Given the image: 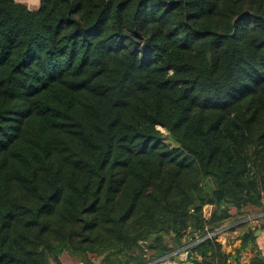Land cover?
<instances>
[{"label": "trees", "instance_id": "16d2710c", "mask_svg": "<svg viewBox=\"0 0 264 264\" xmlns=\"http://www.w3.org/2000/svg\"><path fill=\"white\" fill-rule=\"evenodd\" d=\"M263 198L264 0H0V264H225Z\"/></svg>", "mask_w": 264, "mask_h": 264}, {"label": "crops", "instance_id": "0c3cea01", "mask_svg": "<svg viewBox=\"0 0 264 264\" xmlns=\"http://www.w3.org/2000/svg\"><path fill=\"white\" fill-rule=\"evenodd\" d=\"M264 220V219H263ZM258 225H257V224ZM264 223V221H253L251 224H256L255 227H251L249 225H244L245 227L244 231L240 235V237L237 238V240L234 242L233 249H229L230 244L227 243L226 237H222V239H219L216 241L221 246V252L228 256L226 259L225 264H250L251 261L257 257L260 262H262V259L264 257V229H260L259 226ZM228 227H225L224 229H221L219 232L227 230ZM248 229L255 230L254 237H255V244L256 247H249L247 248L243 253L236 256L235 250L240 246V239L243 237V235L248 231ZM238 230L234 229L233 234H235ZM215 236V234L213 235Z\"/></svg>", "mask_w": 264, "mask_h": 264}, {"label": "rangeland", "instance_id": "374dc122", "mask_svg": "<svg viewBox=\"0 0 264 264\" xmlns=\"http://www.w3.org/2000/svg\"><path fill=\"white\" fill-rule=\"evenodd\" d=\"M17 3H21L24 4L29 10H35L38 7V0H14ZM231 213H234L235 211L233 209H230ZM259 215V214H257ZM257 215H255V213H252L249 215V217L247 219L244 220L243 223H234L233 222H228L224 227H222L221 229H224L225 227H228L227 230L221 231L219 232L221 229H219L217 232H215V237L217 239V241L219 239H222V237H226L227 243L230 244L229 249H233V245L234 242L237 240L238 237H240V235L242 234V232L244 231L245 227H243L244 225H249L251 227H255L256 224H251L253 221H255V217H257ZM264 218V217H263ZM261 221H264L262 219H260ZM258 225V224H257ZM236 229L238 230L235 234H233V230ZM174 258L172 261H165V259H162V261H159L160 264H190L188 262H186V255L184 252H176L174 253ZM173 255V254H172ZM60 260L62 262V264H76L74 262L73 259L70 258V256L67 253H63L60 257ZM178 260V261H177ZM165 261V262H163Z\"/></svg>", "mask_w": 264, "mask_h": 264}, {"label": "built area", "instance_id": "2783aa9c", "mask_svg": "<svg viewBox=\"0 0 264 264\" xmlns=\"http://www.w3.org/2000/svg\"><path fill=\"white\" fill-rule=\"evenodd\" d=\"M261 204L264 205V198L261 200ZM262 216H264V214L260 215L259 217H262ZM208 237H210V235ZM185 250H186V248H184L180 252H185ZM260 264H264V257H263L262 262Z\"/></svg>", "mask_w": 264, "mask_h": 264}, {"label": "water", "instance_id": "95a60500", "mask_svg": "<svg viewBox=\"0 0 264 264\" xmlns=\"http://www.w3.org/2000/svg\"><path fill=\"white\" fill-rule=\"evenodd\" d=\"M14 1V0H13ZM38 5H39V0H38ZM142 245L144 246L145 244L144 243H142ZM183 250V249H182ZM181 251V250H180ZM178 261V260H177Z\"/></svg>", "mask_w": 264, "mask_h": 264}, {"label": "bare ground", "instance_id": "6f19581e", "mask_svg": "<svg viewBox=\"0 0 264 264\" xmlns=\"http://www.w3.org/2000/svg\"><path fill=\"white\" fill-rule=\"evenodd\" d=\"M37 1V0H36Z\"/></svg>", "mask_w": 264, "mask_h": 264}]
</instances>
